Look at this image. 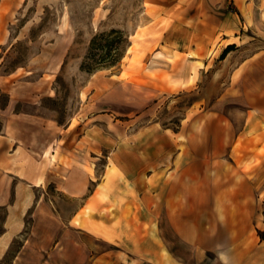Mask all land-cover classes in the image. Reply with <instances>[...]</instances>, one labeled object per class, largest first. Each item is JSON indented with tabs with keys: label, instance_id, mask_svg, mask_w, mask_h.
I'll use <instances>...</instances> for the list:
<instances>
[{
	"label": "crops",
	"instance_id": "obj_1",
	"mask_svg": "<svg viewBox=\"0 0 264 264\" xmlns=\"http://www.w3.org/2000/svg\"><path fill=\"white\" fill-rule=\"evenodd\" d=\"M142 5L149 17L144 30L156 37L146 39L144 58L150 60L147 71L158 75L144 79V107L183 89L160 75L195 84L189 83L190 66L178 72L177 57L202 64L199 73L229 47L224 58L253 52L232 68L204 120L195 122L199 137L193 118L178 133L183 146L170 139L169 130L146 127L131 136V147L112 151L108 170L114 172L98 181L67 146L60 147L62 161L53 166L52 120L43 119L45 141L37 149L18 141L22 128L15 122L42 118L16 113L17 101L1 107L11 119L0 140L12 139L7 149L22 157L9 164L3 157L9 151L0 148L3 186L9 187L0 195V208H6L1 255L22 234L28 213L31 219L12 264H264V155L250 149L264 126V0H142ZM154 134L157 143L149 142ZM203 136L206 143L199 147L196 139ZM85 137L93 142L88 152L93 168L101 150L98 127L92 125L80 139ZM45 159L49 163L42 169ZM48 186L57 196L46 192ZM58 196L78 204L69 216L57 206Z\"/></svg>",
	"mask_w": 264,
	"mask_h": 264
},
{
	"label": "rangeland",
	"instance_id": "obj_2",
	"mask_svg": "<svg viewBox=\"0 0 264 264\" xmlns=\"http://www.w3.org/2000/svg\"><path fill=\"white\" fill-rule=\"evenodd\" d=\"M147 19L142 0H0V108L9 100L17 101L16 113L42 118L36 119L37 123L16 119L15 124L22 128L18 141L39 149L45 141L43 119L52 120L53 146L57 151L51 158L53 166L62 161L60 147L67 146L68 153L79 154L85 160V170L97 181L114 172L108 170L112 168L108 167L112 151L131 147V136L153 124L169 130L166 134L176 144L185 145L184 137L178 133L188 128L192 118V127L195 125L192 131L197 133L195 122L204 120L208 105L226 87L232 68L253 51H237L231 57L210 60L199 73L202 64L188 65L185 56L177 57L174 63L178 72L190 66L194 74L189 83L194 80L195 84L189 86L187 81L183 84L171 74L160 75L169 86L183 89L159 96L144 107V79L158 78L155 72L147 71L150 60L144 58L146 46L150 45L146 39L156 38L154 32L144 30ZM117 58H121L119 64L111 67L112 59ZM10 115L0 113V132ZM95 116L102 117L99 121H89ZM92 125L99 129L101 147L93 168V160L88 156L93 142L87 137L80 139ZM67 128L68 132L63 133ZM157 139L154 134L149 142L157 143ZM205 143L204 136L196 139L199 147ZM11 144L10 138L0 140L1 152L9 151L3 156L9 164L22 158L13 156L7 149ZM75 147L78 153L72 150ZM250 149L264 155V126L261 134L254 136ZM47 162L43 160L42 169ZM1 170L0 195L9 191V187L3 186L6 176ZM46 192L57 196L54 186H48ZM77 205L58 196L57 206L66 216ZM262 213L264 222V209ZM22 224V234L0 254V264H12L13 256L29 233V213ZM5 227L6 208L2 207L0 235Z\"/></svg>",
	"mask_w": 264,
	"mask_h": 264
},
{
	"label": "trees",
	"instance_id": "obj_3",
	"mask_svg": "<svg viewBox=\"0 0 264 264\" xmlns=\"http://www.w3.org/2000/svg\"><path fill=\"white\" fill-rule=\"evenodd\" d=\"M233 48L232 47H229L227 48L221 55V58L223 59ZM121 58H117V59H112V65H110L111 67H115L119 64ZM260 237H264V234L263 233H260Z\"/></svg>",
	"mask_w": 264,
	"mask_h": 264
}]
</instances>
